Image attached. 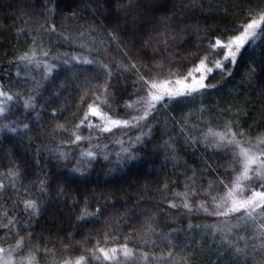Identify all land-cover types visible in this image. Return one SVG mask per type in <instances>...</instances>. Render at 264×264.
I'll use <instances>...</instances> for the list:
<instances>
[{
	"label": "snow or ice",
	"instance_id": "snow-or-ice-1",
	"mask_svg": "<svg viewBox=\"0 0 264 264\" xmlns=\"http://www.w3.org/2000/svg\"><path fill=\"white\" fill-rule=\"evenodd\" d=\"M216 2L222 5L219 10L225 14L236 10L243 11L242 5L248 4L245 22L232 29L217 28L215 31L218 34L213 36L214 26L201 18L211 10L205 8L202 0H92L89 7L93 13L109 22L108 25H102L103 32L100 35H107L108 39L102 41L101 46L107 52L114 44L122 59L117 61L113 58L106 64L96 58L63 54V64L68 66L69 70L77 64L93 65L97 75L91 79L102 80V83L90 89L93 95L79 96V104L84 106L80 108H68L66 102L57 103L62 93L66 92L71 84L77 83V78L73 77L71 84L67 81L57 83L52 78L56 65L48 63L47 60H38L37 53L45 58L51 56L53 60L60 57L52 55L51 47H44L36 36L31 37L32 48L21 55L19 60L24 64H35L45 68L43 82L33 86L32 94L23 98L19 93L7 91L6 85L0 83V99L5 102L0 104V117L8 121L0 123V155L6 156L10 165L8 172L0 173V177L7 176L9 181L5 183L0 179V205L11 200L17 215L15 220L9 219L0 227L8 232L15 229L14 237L18 241L15 247H9L7 250L0 247V264H25L23 259H13L14 253L23 248L30 249L33 253L47 255V249L33 245L34 240L44 239L42 234L33 236L32 231V221L41 216L50 214L53 223H60L69 237V244L74 243V231L77 228H86L106 216L115 219L117 200H112L111 196L123 189L117 188L105 194L103 191L97 192V188L114 186L117 177L127 174L130 168L146 162L148 153L145 149L153 142L154 137L161 133V122L157 117L162 109L173 110L195 103L201 97L226 87L237 75L241 80L237 98L243 96L248 87L255 86L259 102L264 104V54L248 59L247 51L256 38H264V0H241V3H237L236 0H228L227 3L225 0ZM40 3L49 15H55L59 10L65 19L73 24L77 23L76 0H47V3L40 0ZM50 4L54 6L49 8ZM92 4L95 7H92ZM252 4L255 7H252ZM61 5L64 7L61 8ZM30 7L35 8L36 5ZM21 11L26 14L24 0H21ZM197 12L200 15H197ZM46 25L47 20L41 25L43 31L48 32L50 37L55 35L57 40L62 39L69 46L94 31L91 25L87 26V32L78 33H74L69 27L66 31L72 35L65 36L63 32H57L54 23ZM21 31L28 34L24 29ZM229 32L233 34L229 35ZM89 51L91 52L90 49ZM183 53L188 55L184 56ZM188 57L195 58L198 63L193 66L191 72L181 73L180 62ZM214 74L221 77L220 84L211 83V80L215 79ZM129 80L132 85L131 93H127ZM116 85L121 86L119 91ZM141 93L143 97L140 96ZM125 94L137 96V101L121 105L120 101ZM38 100L42 103H38ZM20 107L25 111L19 114V118L12 119ZM46 107H53L51 116H46ZM77 112L81 115H77ZM181 112L183 113V108ZM205 112L204 108L199 110L200 121ZM221 112L224 117L231 116V119H223L222 132L209 130L203 140L195 135L199 130V123L184 125L185 120L192 118L191 112L187 116L182 114L179 121L173 116V128L176 123L183 125L180 128V136H172L165 124L163 135L169 138L164 140L163 147L171 153V159L175 161L181 151L189 149L196 153L202 144L204 152L200 159L203 168L199 173L195 168L191 170L192 175L186 181L185 187L195 188L198 179L215 173L214 179L208 181L209 188L213 189L215 185L216 189L223 192L221 196L213 195L212 192L204 194L191 191L192 196L197 198L205 196L214 203L211 211L205 203H199L198 211L215 217L217 221L204 227L212 230L213 235L220 233V245L233 256L231 264H248L249 257L255 259L257 250L261 254L258 264H264V138H257L255 141L250 138L253 127L250 121L254 119L256 109L249 110L244 106L230 104ZM68 113L79 119V123L68 121ZM45 118L50 121L47 126L41 123ZM61 120L65 123H59ZM185 127L189 128L187 133ZM81 131H87L89 134L81 135ZM33 133L35 135H32ZM41 134L60 138V143L55 148L41 146L33 150L34 162L38 163V157L47 153L48 158L55 161L57 168L61 169L56 181L49 179L44 168L40 169L44 175L38 176L36 180H29L32 172L21 163L24 161V153L30 150L33 140L39 139ZM209 136L212 137L211 140ZM259 137H264V134H259ZM108 141L119 145V150L111 152ZM8 144H11V147H6ZM216 156L222 159L232 157L229 162L230 166H233L231 171L238 173L234 180L231 173L222 176L217 172L221 165L214 159ZM101 162L112 165L107 168L103 185L95 182L89 184L94 165ZM225 172H228L227 167ZM31 189L37 191L30 194ZM167 189L168 185L164 184V190ZM125 195L132 199L130 193ZM178 195H182L187 201L189 193ZM118 199L124 208V214L120 219L134 208L138 209L136 219L153 233L154 229L148 223L150 220H154L156 215L166 217L169 215V209L181 207L171 203L169 206L159 208L154 214L141 204L138 197L132 205L123 197ZM90 203L95 207L94 212L87 211ZM182 206L190 211H196L186 202ZM4 215L7 217V213ZM233 220L236 223H233ZM126 222L132 224L135 221L129 218ZM103 227L114 228L116 223L109 224L105 221ZM249 229L254 230L256 234L251 237L237 234ZM21 232L25 235H21ZM257 240L259 243H256ZM169 243L172 241L169 240ZM119 251V248L97 247L90 255L99 261L102 254L103 259L111 264H120L117 256ZM122 251L125 258L133 255L127 243L123 244ZM142 255L147 259V254ZM171 255L169 253V256ZM28 264H38L35 256L29 257ZM66 264H88V261L86 256L81 255L75 261H66Z\"/></svg>",
	"mask_w": 264,
	"mask_h": 264
},
{
	"label": "trees",
	"instance_id": "trees-1",
	"mask_svg": "<svg viewBox=\"0 0 264 264\" xmlns=\"http://www.w3.org/2000/svg\"><path fill=\"white\" fill-rule=\"evenodd\" d=\"M202 2L206 9H211L202 15L201 18L206 20L207 24L214 26L213 36L218 34L215 31L217 28L224 29L226 27L232 29L245 22V14L249 7L248 4L242 5L243 11L236 10L225 14L219 10L222 5L217 3L216 0H202ZM227 2L228 0H225V3ZM236 2L241 3V0H236ZM44 3H47V0H44ZM91 3L92 0H76V4H78V15L76 17L77 23L73 24L70 20L65 19V16L61 15L59 10H57L55 15H49L40 3V0H24L26 14L21 11V0H0V83L6 85L7 91L19 93L23 98L24 96L32 94L33 86L43 82L42 75L46 72L45 68L35 64H24V62L19 60L21 55L32 48L31 37L36 36L37 40L41 41L44 47H51L52 55L60 57L58 60H53L51 56L45 58L39 52L37 53L38 60H47L48 63L56 65V69L52 73V78L57 83L67 81L69 84H71L73 77L77 78V83L71 84V87L62 93L61 99L57 103L63 104L66 102L68 108L84 107L79 104V96L85 95L88 97L93 95L90 89H94L96 84L102 83V80L91 79L97 75L96 68L93 65L77 64L69 70L68 66L63 64V54L67 53L69 56H82L88 59L96 58L106 64L113 58L117 61L122 59L120 54L115 50L114 44L107 52L101 46V42L108 39L107 35H100L103 32L102 25H108L109 22L102 16L93 13L92 8L89 7ZM30 5H36V7L32 8ZM53 6L51 4L48 5L49 8ZM228 6L232 7L231 4H228ZM251 6L255 7L254 4ZM63 7L61 5V8ZM92 7H95V5L92 4ZM196 14L200 15L199 12ZM21 16H23V19H21ZM45 20H47L46 26L54 23L57 32H63L65 36L72 35L66 31L69 27L73 29L74 33H78L80 31L87 32V26L91 25L94 31H92L91 35H86L80 41L69 46L62 39L57 40L55 35L50 37L48 32L41 29V25L45 24ZM62 25L64 26L63 28ZM21 29L26 30L28 34H25ZM232 34L229 32V35ZM247 51L249 52L248 59L256 58L264 54V38H256ZM183 55L187 56L188 54L183 53ZM217 59H220V57H217ZM124 62L127 63V61ZM196 63L198 61L195 58L188 57V59L180 62V72H191ZM173 70L175 71V68ZM17 72H19V75H17ZM214 75L215 79H212L211 83L220 84L222 82L221 77L218 74ZM90 80L91 83H89ZM240 83V76L237 75L226 87L201 97L195 103L186 107L179 106L173 110L162 109L160 111L157 120L161 122V133L155 136L153 142L145 149V152L148 153L146 162L130 168L127 174H122L117 177L114 186L103 189L97 188V192L103 191L105 194L117 188L123 189V191H116L115 195L111 196L112 200H117V208L114 210L115 219L106 216L101 221L90 224L86 228H77L74 231V243L69 244V237L64 227L60 223H53L50 214L41 216L32 221V231L33 236L42 234L44 239L34 240L33 245L41 249H47V255L33 253L30 249L23 248L21 251L14 253L13 259H23L25 264H28L29 257L35 256L38 264H66V261H75L81 255H84L87 257L88 264H111V262L103 259L102 254L99 261L90 255L94 248L103 247L105 249L119 248L120 251L117 253V256L120 259V264H231L233 256L230 251H224L223 246L220 245V233L213 235L212 230L204 227L216 223V218L209 217L204 212L198 211L199 203H205L210 211L214 207V203L210 198L206 199L205 196L197 198L191 195V191L194 190L204 194L212 192L213 195L218 194L222 196L223 192L216 189L215 185L213 189L209 188L208 181L214 179L215 173L198 179L195 188L190 189L185 187L186 181L192 175L191 170L195 168L199 173V170L203 168L200 159L201 154L204 152L202 144L200 150L196 153H193L189 149L181 151L179 157L174 161L171 159V153H168L163 147L164 140L169 138L163 135V130L166 124L170 134L174 137H179L180 128L183 125L176 123L175 128H173L172 117L175 116L176 120L179 121L182 114L187 116L191 112L192 118L185 120L184 125L190 126L191 124L199 123V130L195 132V135L203 140L204 136L209 133V130L213 132L223 131L221 127L223 119H231V116L224 117L221 110L230 104H235L244 106L249 110L256 109V115L250 121L253 125L250 138L253 141L257 138H264L259 137V134H264V104L259 102L255 86L248 87L244 95L237 98V93L240 91ZM120 87V85H116L117 91L120 90ZM131 92L132 85L129 80L127 93ZM140 96L143 97V93ZM136 101L137 96L125 94L120 102L123 105L125 102ZM249 101L251 103H248ZM3 103L5 102L0 99V104ZM38 103H42V101L38 100ZM89 103H91L90 100ZM53 107H46V116H51ZM137 107H140V105H137ZM181 108H183V113L181 112ZM201 108L206 109L202 121L199 120V110ZM84 110H86V107ZM24 111L25 109L20 107L16 115L11 118H19V114ZM77 115H81V113L77 112ZM67 117L68 121L79 123V119H76L71 113H68ZM7 122V120L0 117V123ZM93 122L98 123L99 121ZM41 123L47 126L50 121L45 118L41 120ZM59 123L63 124L65 121L61 120ZM188 131L189 128L185 127V132L187 133ZM80 134L87 136L89 133L87 131H81ZM32 135L35 134L33 133ZM209 139L211 140L212 137L209 136ZM113 140H115V137H113ZM59 143V137L46 134H41L39 139L33 140L30 145V150L24 153V161L21 162L22 166L27 167L32 172L28 177L29 180H36L38 176L44 175L40 171L41 168L46 170L50 180H57L58 172L61 169L57 168L55 161L49 159L47 153H44L38 157V163H36L33 160V150L41 146L55 148ZM108 143L111 152L119 150V145L111 141H108ZM6 147H11V144L6 145ZM244 147H247V145H244ZM112 159L114 160V157ZM214 159L221 165L217 169V172L221 173L222 176L231 173L234 180L235 175L238 173H232L231 171L233 166H230L229 162L232 157L222 159L220 156H216ZM0 165H2L0 166V173L9 171L10 165L7 162L6 156L0 155ZM71 166L74 167L75 165ZM111 166L108 162H101L94 165L92 174L89 177V184L95 182V184L103 185L107 168ZM226 167L228 168L227 173L225 172ZM0 179L5 183L9 182L7 176H2ZM109 179L112 178L109 177ZM243 183L245 185L247 184V182ZM164 184L168 185L167 190H164ZM29 191L30 194H34L37 189H31ZM186 192L189 193L187 201L183 199L182 195H178ZM125 193H130L132 199H129ZM118 197H123L129 205H132L135 198L138 197L141 204L146 209L152 210L154 214L159 208L169 206L171 203H176L181 205V207L178 209H169V215L166 217L156 215L154 220H150L148 223L154 229L153 233L149 232L148 227L136 219L138 209L134 208L127 216L120 219L124 214V208L121 207V202ZM185 202L190 205L191 209L196 211L183 208L182 205ZM80 204L82 210L83 198H81ZM87 211L94 212L95 207L90 203ZM4 213H7V217H5ZM16 218V209L12 207L11 200H7L5 204L0 205V225L7 223L9 219L15 220ZM129 218L135 222L132 224L126 222ZM105 221L109 224L116 223V227H103ZM232 222L236 223L235 220ZM14 232L15 229H13V232H8L3 227H0V247H4L6 250L9 247H15L18 241L14 237ZM237 234L251 237L256 233L254 230L249 229L244 232H238ZM21 235L25 234L21 232ZM5 238H7V242H5ZM169 240L172 243H169ZM97 241H99V245H97ZM125 243H127L128 248L133 253L128 258L123 256L122 249ZM256 243H259V241L257 240ZM240 246H243V242L240 243ZM84 249L88 251L85 252ZM169 253L172 255L169 256ZM142 254H147V259ZM260 259L261 254L257 250L255 259L249 257L248 264H258Z\"/></svg>",
	"mask_w": 264,
	"mask_h": 264
}]
</instances>
